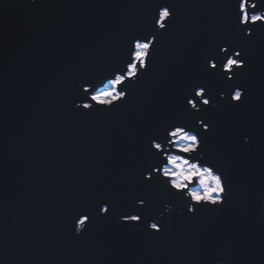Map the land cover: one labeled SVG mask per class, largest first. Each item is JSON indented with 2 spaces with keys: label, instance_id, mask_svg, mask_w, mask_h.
Segmentation results:
<instances>
[{
  "label": "water",
  "instance_id": "obj_1",
  "mask_svg": "<svg viewBox=\"0 0 264 264\" xmlns=\"http://www.w3.org/2000/svg\"><path fill=\"white\" fill-rule=\"evenodd\" d=\"M162 2L173 5L174 18L158 34L143 77L127 82V100L110 112L73 110L74 100L86 96L74 81L102 82L130 38L155 25ZM229 2L0 0V264H214L215 255L226 264H264L258 208L264 195V28L254 44L241 43L243 75L228 81L245 89L241 101L219 99L218 81L206 68L220 41L236 40ZM199 82L213 92L218 109L188 111L186 98ZM196 118L211 124L209 131L196 130L231 192L224 206H198L190 215L182 194L166 191L158 173L144 180L143 172L159 167L149 141ZM244 135L251 140L247 169ZM137 198L147 201L139 209L143 217L162 210L163 200L185 207V214L173 212V223L159 233L116 223L115 214ZM96 200L111 201L117 212L100 216ZM84 206L97 211L73 238L72 222ZM213 211L217 220L208 225Z\"/></svg>",
  "mask_w": 264,
  "mask_h": 264
},
{
  "label": "clouds",
  "instance_id": "obj_2",
  "mask_svg": "<svg viewBox=\"0 0 264 264\" xmlns=\"http://www.w3.org/2000/svg\"><path fill=\"white\" fill-rule=\"evenodd\" d=\"M28 4H35L36 0H27ZM164 3V7L155 8V25L151 23L147 28L154 31L157 35L160 33V29L165 26L164 21L169 17L174 18L175 9L172 4ZM247 4V8H255L260 0H241V7L243 15L239 26H243L244 23L253 24L256 20L264 22V7L258 8L255 12H250L244 9V4ZM168 5L172 6V10H168ZM251 29H246L245 34H248ZM141 32L134 34V36L140 35ZM155 39L153 36H149L147 41L134 40L130 38V45L126 44L120 62L116 64L108 74L101 78L102 82L91 80L92 83H86L85 80L77 79L74 81L75 88L79 89L81 93H85L89 88L95 87V92H88L87 96L76 99L71 104L73 110L75 109H87L91 108L94 111H99L100 107L107 108L110 105L116 104L118 101H123L128 94V87L121 88L120 85L125 81L136 83L145 73L146 63L149 65L150 58L148 56L149 50L152 48V42ZM227 44H222L221 49H227ZM155 52L152 59H155ZM221 52V54H222ZM242 51L240 47H233L228 58L224 64L219 68V72L225 74V79L233 80V77H240L243 75L241 69H243L246 61V57L239 59ZM130 61V62H129ZM217 61L210 59L208 61V68L215 67ZM139 65V67H137ZM237 69L234 73L233 69ZM148 69V66H147ZM85 79H88L87 77ZM204 88H193L191 94L186 98V107L189 112L199 113L202 111L201 106H206L209 103V96L204 95ZM246 96V91L243 87H233L230 94L225 96L221 93L219 99L223 100L227 98L231 102L241 101V97ZM199 101V103H196ZM213 107H217V100H212ZM130 110L135 109L131 106ZM128 125H124L123 132H128ZM200 131H207L208 126L205 125L202 119L196 118L194 125H189L182 122H177L168 126L165 129V135L158 136L157 138L149 141L150 148L159 154L158 164L159 167L151 166L146 168L143 172L144 180H151L153 174L158 173L159 177L166 180V191L171 192L174 190L176 194H182V198L187 201L186 212L190 215H196V209L198 206H216L220 208L225 205L226 200L230 196L231 181L226 176L222 168L215 163V161L209 160L203 150V137H200ZM244 142V167H248V147L251 144L250 137L248 135L243 136ZM199 149V150H198ZM119 174L125 175V169L120 168ZM225 184L228 185V191L225 192ZM156 202L153 201V204ZM112 206L113 213L117 212V209L112 202L98 204L99 215L105 216L108 208ZM146 206L145 199H136L134 206L122 211L130 212V215L123 216L122 214H115L114 219L116 223H127L131 221H138L135 223V230L137 232H144L145 226L147 230L153 232H161L163 225L173 223V215H184L185 207H177L174 203L168 202V200L162 201V210H159L160 206H157V212L152 218L144 216L141 219V212L139 209ZM259 211L264 213V195L258 198ZM109 214V213H108ZM217 220L215 212H210L207 216L206 223L208 225L214 224ZM89 221L86 217L77 215L72 222L71 235L73 238H79L85 231ZM214 264H226V258H222L221 255H215Z\"/></svg>",
  "mask_w": 264,
  "mask_h": 264
},
{
  "label": "snow or ice",
  "instance_id": "obj_3",
  "mask_svg": "<svg viewBox=\"0 0 264 264\" xmlns=\"http://www.w3.org/2000/svg\"><path fill=\"white\" fill-rule=\"evenodd\" d=\"M258 4L259 3H257L255 8H251V9L247 8V4L246 3L244 4L243 7L247 11L255 12V11H257L258 8L264 7V5H261L260 7H258ZM164 6H165L164 3H159L156 7H161L162 8ZM227 7L230 10L231 27H232L233 33L235 34L236 40H222V41H220L217 44V47H216L215 51L209 52L208 53V57L206 59V68L213 70V71L207 73V75L216 78V80L218 81V96H220L221 93H224L225 96H227L228 94H230L231 91L226 92L225 89H228L230 87L232 89L233 87H238V86L229 85L228 81H230V80L225 79V74L221 73L219 71H215V70L217 68H220L221 65L224 64L225 60L228 58L229 54L231 53L233 47H240L241 43L254 44L255 43V33H256V31L258 29H260V28H264V22H262L261 20H256L255 23H253V24L244 23L243 27L239 26L240 22H241L242 15H243V10H242V7H241V0H230V2L227 5ZM171 8H172V6L168 5V10L169 11H171ZM170 19H171V17H169V20ZM167 21L168 20L164 21L165 26H169ZM246 29H251V31L248 34H245V30ZM161 30H167V27H163V28L160 29V31ZM140 32H141L140 35L134 36V37H132V39L147 41L149 36L155 37V39L152 42V48L148 52V56H149V58H151L153 56V53H154L155 49H156V44H157V41H158V35L154 31L149 30L147 27L144 28ZM222 44H227L228 45V48L223 50V52H222V49H221V45ZM221 52H222V54H221ZM243 58H244V56L241 54L239 59H243ZM210 59L217 61L215 67L208 68V61ZM245 64H246V61H245ZM147 66H148V64L146 63L145 71H147ZM137 67H139V65H137ZM233 71L235 73L237 71V69L234 68ZM233 79H234V77H233ZM127 82L128 81H125V83L120 85V87L121 88H125L127 86ZM86 83H92V81L89 80ZM193 88H204L205 89L204 95L209 96V103L206 105L207 107L213 108V109H218L220 107L219 101L213 96V92L208 89V87H207V85L205 83H203V82L196 83V84L193 85L192 89ZM88 92H95L94 85H93V87L89 88L85 92L86 96H87ZM127 98L128 97L125 96L123 101H126ZM213 99L217 100V107H213V104H212V100ZM242 99H243V97H241V100ZM123 101H118L116 104L110 105L107 108H105L103 106V107L100 108V111H108V112L113 111ZM196 103H199V101H196ZM87 110L91 111L92 109L91 108H87ZM199 119H202L203 123L208 126L207 131L211 130V124H210V122H206V118H199ZM127 125L129 126L128 127V132H130L132 130L131 125L130 124H127ZM202 143H203V139H202ZM149 170H150V168H149ZM227 191H228V185L225 184V192H227ZM137 199H143V198H137ZM100 202L110 203V201H108V200H96V201L93 202V204L94 205H98ZM134 203H135V201H134ZM146 204H147V201H146ZM94 211H97V209L95 207L84 206V207H82L79 210L78 215H80L82 217H86L87 220L90 221L92 219V213ZM110 211H113L112 206H110L108 208L107 212H105V216H107ZM196 211H197V209H196ZM98 213H99V207H98ZM122 215L123 216H128V215H130V212L126 211ZM142 217H143V213L141 212V219H142ZM131 222L132 223H138V221H131ZM162 230L163 229L161 228V231ZM157 233H159V232H157Z\"/></svg>",
  "mask_w": 264,
  "mask_h": 264
}]
</instances>
